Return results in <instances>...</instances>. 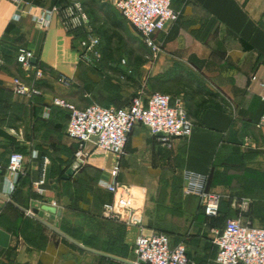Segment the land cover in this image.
Listing matches in <instances>:
<instances>
[{
  "label": "crops",
  "instance_id": "1",
  "mask_svg": "<svg viewBox=\"0 0 264 264\" xmlns=\"http://www.w3.org/2000/svg\"><path fill=\"white\" fill-rule=\"evenodd\" d=\"M56 1L0 0V264H122L66 244L2 197L27 210L47 206L60 211L54 222L61 232L107 255L134 261L135 237L159 232L171 245L183 243L193 264H216L213 231L227 219L240 217L263 228L254 220L264 219V126H256L264 114V0H172L179 16L154 35L161 51L155 59L145 56L144 65L151 80L174 87L166 95L182 100L192 130L187 139H176L166 148L145 127H133L117 177L144 193L141 226L133 228L100 217L102 205L111 200L100 182L110 181L112 155L93 152L88 144L92 171H80L82 165L67 175L78 145L65 133L68 110L50 103L57 97L83 109L103 101L99 94L110 88L104 81L124 70L125 61H119L115 49L121 40L112 39L106 49L101 32L120 36L125 29L136 32L107 0H60L61 6L78 3L86 19L73 31L64 30L57 17L45 30L35 27L31 15ZM16 14L18 21L13 20ZM77 32L80 39L75 38ZM89 36L99 40L100 59L83 63L79 42ZM19 47L34 53L42 72L39 79L17 64ZM59 77L68 79L69 85L60 83ZM14 78L37 87L41 96L29 100L15 95ZM91 80L100 84L94 93L85 87ZM15 150L24 157V174L10 192L5 167ZM233 155L244 162L240 173L244 184L253 187V193L248 189L245 194L241 186L237 192L249 200L252 221L233 200L236 189L226 173L222 181L215 177ZM169 168L176 171H164ZM41 171L44 184L38 192ZM184 171L206 175L207 182L210 174L211 179L218 178L213 185L209 178L207 189L221 197L216 218L203 214L196 197L182 194ZM177 173L180 180L175 182Z\"/></svg>",
  "mask_w": 264,
  "mask_h": 264
},
{
  "label": "built area",
  "instance_id": "2",
  "mask_svg": "<svg viewBox=\"0 0 264 264\" xmlns=\"http://www.w3.org/2000/svg\"><path fill=\"white\" fill-rule=\"evenodd\" d=\"M120 17L133 28L145 45L149 58L155 59L161 47L154 35L163 31L168 23L177 20L179 14L172 9V0H107ZM53 17H57L64 30L73 31L86 23L78 3L70 6L53 5L37 15H31L35 27L47 29ZM14 21L19 15L13 16ZM99 40L88 37L79 42L83 49L82 62L94 63L100 59L98 51ZM147 57V58H148ZM34 53L19 47L16 62L25 72H32L35 79L42 75L40 69L32 60ZM1 64V59H0ZM63 85L70 81L59 77ZM264 87V84L261 85ZM12 91L15 95L33 99L41 96V91L35 86H27L18 78L12 80ZM264 101V96L261 97ZM52 106L68 110L69 119L66 125V136L77 143L75 163L82 166L92 154L87 145H93V152L101 155L110 154L115 162L109 169V182H100V186L111 195V200L102 205L101 218L125 225L128 228L140 227L143 215L144 193L118 181L119 161L124 155L128 136L135 125L145 127L149 135L156 138L166 148L172 141L187 139L192 130V122L188 118L180 98H172L162 93H153L147 97L141 94L134 96L127 107H104L92 103L83 109H77L67 101L54 97ZM264 126V114L256 125ZM24 157L21 153L9 155L5 171L8 175L9 191L12 192L18 177L24 174ZM44 172L36 182L38 192L44 184ZM207 176L184 171L182 175V194L198 199L203 214L207 218L219 215L220 195L208 191ZM249 200L241 199L240 206L247 210ZM243 211V212H244ZM212 244L216 247V264H264V228L242 222L241 218L227 219L220 230L213 231ZM134 264H193L186 256L183 243L171 245L169 237L163 233L152 232L148 235L139 234L134 240Z\"/></svg>",
  "mask_w": 264,
  "mask_h": 264
},
{
  "label": "rangeland",
  "instance_id": "3",
  "mask_svg": "<svg viewBox=\"0 0 264 264\" xmlns=\"http://www.w3.org/2000/svg\"><path fill=\"white\" fill-rule=\"evenodd\" d=\"M121 41L115 43L117 55L119 58V61L122 59L125 61V65H122L124 67V70H120L117 75H111L108 80L104 81L106 82L107 88L109 90L105 91L99 96L102 98L103 101H99V103L102 104H112L111 102H116L115 104H112L114 106H124L126 105L129 100L138 95L141 94L142 96H149L153 93H162L166 94L168 93V90H171L174 88L172 85L163 84L161 85L158 78L152 79L149 76V69L146 65H144L145 62V55H147L148 51L145 47V45L140 40L139 36L136 33H133L129 29H125L123 33L121 34ZM132 52L131 56L127 57L128 52ZM136 58H140L143 60V63H137ZM147 69H146V68ZM110 79H113L114 82H111ZM103 80V79H102ZM98 82H94L93 80L87 82V85L85 86L87 90H91L93 93L96 91ZM103 84V81H102ZM101 84V85H102ZM112 86V87H111ZM128 86L129 90H126V87ZM113 88V91L110 92V89ZM93 101H96V99H92ZM98 102V101H97ZM91 103V101H89ZM88 103V104H89ZM227 164H225V170L223 171H215V177H219L222 181L223 173H226L227 179L231 180L234 188L236 191L234 192V201L236 204H240L241 199H244L242 197H239L240 195L237 193L239 190L238 187H244L243 191L247 192L248 189H250V193H253V187L250 188L249 185L244 184V180L242 176L240 175L241 170H243L244 162L242 159L237 156L233 155L226 158ZM85 167L88 166L87 162L84 164ZM84 170V169H83ZM164 171H176L174 168H169L168 170ZM264 178V177H263ZM218 179V178H216ZM180 180V173H177L174 181L178 182ZM255 180V179H253ZM252 180V181H253ZM264 180V179H263ZM254 182V181H253ZM264 182V181H263ZM248 187H247V186ZM243 194V195H245ZM255 202H253L254 205ZM249 207H247L246 214L248 215V221H252L251 217V210H250V202ZM255 225L261 226L264 228V219L257 218L254 220Z\"/></svg>",
  "mask_w": 264,
  "mask_h": 264
},
{
  "label": "water",
  "instance_id": "4",
  "mask_svg": "<svg viewBox=\"0 0 264 264\" xmlns=\"http://www.w3.org/2000/svg\"><path fill=\"white\" fill-rule=\"evenodd\" d=\"M32 64H36V58H34L32 61ZM79 166L78 164L74 163L72 165V167L67 171V175H72L73 171L78 169ZM8 204H10L11 206H13L15 209H17L18 211H20L22 214L26 215L27 217L33 219L34 221L38 222L39 224H41L42 226L46 227L48 230H50L51 232L55 233L56 235H58L60 238L64 239L65 241H67L68 243L74 245L75 247L98 255L100 257H104L122 264H134L132 261H127L118 257H114L111 255H107L105 253L99 252V251H95L93 249L87 248L85 246H83L82 244L76 242L75 240H73L72 238H70L69 236H67L66 234H64L63 232H61L58 229V225L57 222L55 221V218L58 217L60 215V211H56L54 208L51 207H47V206H42L40 209H31V210H27L24 209L22 207H20L19 205H17L16 203H14L13 201L2 197ZM138 264H142L141 262H139Z\"/></svg>",
  "mask_w": 264,
  "mask_h": 264
},
{
  "label": "trees",
  "instance_id": "5",
  "mask_svg": "<svg viewBox=\"0 0 264 264\" xmlns=\"http://www.w3.org/2000/svg\"><path fill=\"white\" fill-rule=\"evenodd\" d=\"M59 3H61V1L60 0H57L56 1V3H55V5H59ZM112 8H113V6L110 4V3H108ZM114 9V8H113ZM115 10V9H114ZM116 11V10H115ZM117 12V11H116ZM120 16V15H119ZM114 25L117 27V28H121V23H120V21H116L115 23H114ZM75 35V38H77V39H80V37H81V34L80 33H75L74 34ZM101 36H102V39H103V41H104V48H106V49H108L109 48V45H110V43H111V40L112 39H114V38H116V39H119V40H122L121 39V37H120V35L119 34H117V33H112V34H108L107 33V31L104 29V30H102V32H101ZM17 50H18V48H17ZM17 50H16V53H17ZM131 54H132V52H128L127 53V56L129 57V56H131ZM145 56H148V53H147V55H145ZM144 59H145V62L147 61V59H146V57H144ZM136 60V62L137 63H143V60H141L140 58H136L135 59ZM35 66L36 67H38V64L36 63L35 64ZM118 72H120V71H118ZM133 98V97H132ZM131 98V99H132ZM130 99V100H131ZM130 100H129V102H130ZM129 102L126 104V105H124V106H114V107H117V108H125V107H127L128 106V104H129ZM96 103V102H95ZM112 104H115L116 102H111ZM92 104V103H91ZM96 104H99V105H101V106H104V107H109V106H111L112 104H108V105H106V104H102V103H96ZM216 108H221V106L220 105H218L217 103H214L213 104ZM13 152H19V151H12V153ZM84 169V170H83ZM80 171H92V169L89 167V166H87V167H85V168H82ZM21 178V176L18 178V182H19V179ZM209 178H210V180H211V184L213 183V184H215L216 182H217V179H215L214 178V180H213V178L211 179V174L208 176V182L210 181L209 180ZM207 182V185H206V188L209 190V183ZM19 184V183H18ZM212 184V185H213ZM108 202V201H107ZM106 203V202H105ZM220 203H221V201H220ZM11 206V205H10ZM12 208H14L13 206H11ZM15 209V208H14ZM15 210H17V209H15ZM18 211V210H17ZM219 214H220V205H219ZM100 217H101V215H100ZM209 219H214V218H209ZM156 233H159V232H156ZM66 244H68V245H70L69 243H67L66 241H64ZM70 246H72V245H70ZM73 247V246H72ZM186 256H187V252H186ZM188 258V257H187Z\"/></svg>",
  "mask_w": 264,
  "mask_h": 264
}]
</instances>
